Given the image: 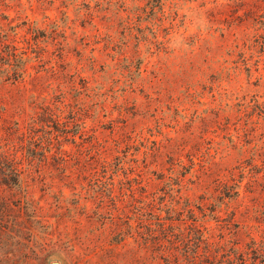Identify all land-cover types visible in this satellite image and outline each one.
<instances>
[{"label": "rangeland", "instance_id": "rangeland-1", "mask_svg": "<svg viewBox=\"0 0 264 264\" xmlns=\"http://www.w3.org/2000/svg\"><path fill=\"white\" fill-rule=\"evenodd\" d=\"M0 146V264L254 259L264 0H0Z\"/></svg>", "mask_w": 264, "mask_h": 264}, {"label": "trees", "instance_id": "trees-1", "mask_svg": "<svg viewBox=\"0 0 264 264\" xmlns=\"http://www.w3.org/2000/svg\"><path fill=\"white\" fill-rule=\"evenodd\" d=\"M1 147V146H0ZM35 147H39L36 146ZM37 148H35L33 151H29V155L31 154L32 157L35 159L37 156H40V161L42 162L44 158H46V154L44 150H41V152H39V150H36ZM9 153L6 150H2L0 149V167H1V163L2 165H4V162L7 161V159H9ZM30 155V156H31ZM33 162V160L31 161V163ZM30 163V165H31ZM3 175V181H5V183H9V184H13L16 185L18 187H21L23 184V176H24V171L22 169L19 168V163L17 164L16 167H13L10 172L8 174H6L5 172H2ZM163 224H161L160 227H162ZM197 226H193L195 233L198 235V237L196 238L197 241H201L205 236H204V232L202 231L201 227H198V229H196ZM187 239H193L191 236L188 237ZM185 240V239H183ZM188 241V240H187ZM159 246H162L161 244ZM163 247V246H162ZM191 251L193 252V256L194 258H188L190 261L188 264H197L196 263V258H197V250H194V248H190ZM188 252V251H187ZM253 252H255V258L253 259L252 257H250L249 255L246 256L245 254H240L238 253V257L233 259L230 258L227 262V264H264V248H254ZM237 253V252H236ZM259 253V255L257 254ZM232 254V253H230ZM189 255V252H188Z\"/></svg>", "mask_w": 264, "mask_h": 264}, {"label": "water", "instance_id": "water-1", "mask_svg": "<svg viewBox=\"0 0 264 264\" xmlns=\"http://www.w3.org/2000/svg\"><path fill=\"white\" fill-rule=\"evenodd\" d=\"M53 264H59L58 262H54Z\"/></svg>", "mask_w": 264, "mask_h": 264}]
</instances>
